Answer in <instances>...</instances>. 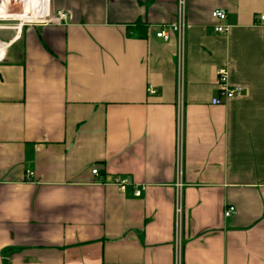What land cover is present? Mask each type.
<instances>
[{"label": "crops", "instance_id": "1", "mask_svg": "<svg viewBox=\"0 0 264 264\" xmlns=\"http://www.w3.org/2000/svg\"><path fill=\"white\" fill-rule=\"evenodd\" d=\"M22 3L40 23L0 36V264H175L177 234L181 264H264V0H186L181 72L155 37L176 0ZM223 67L241 92L213 106Z\"/></svg>", "mask_w": 264, "mask_h": 264}, {"label": "built area", "instance_id": "2", "mask_svg": "<svg viewBox=\"0 0 264 264\" xmlns=\"http://www.w3.org/2000/svg\"><path fill=\"white\" fill-rule=\"evenodd\" d=\"M211 17L216 20L218 23L223 21L226 18V14L221 9H215L211 12ZM259 26L264 31V16H259ZM189 28L186 22V0H176V15L175 20L166 28L158 31L155 34L157 39H161L164 42H167L170 39V34H173L176 38L177 44V53H176V62L179 72H181L184 61V50H185V33ZM225 27L222 25H217L214 28L216 33H223L225 31ZM216 85L217 91L219 92L220 97H215L211 100V104L213 106H221L234 97L238 96L241 92V88L234 87L229 84V76H228V68L223 67L219 68L216 71ZM148 93L153 95L155 91L152 88L148 89ZM180 156H181V125L180 120L178 123L177 130V162L176 169L177 171L180 169ZM91 174L95 177L99 176L97 168H93ZM110 184L114 186L119 192L125 191L128 187H133L134 196H140L142 189L133 186L132 182L127 177L116 176L112 178ZM237 211L233 206H227L223 211V217L229 218L231 216L236 215ZM176 227L177 232L179 233L180 228V220H181V208L179 203L177 202L176 209ZM179 235L176 237V255H175V264H181L180 257V243L178 241Z\"/></svg>", "mask_w": 264, "mask_h": 264}, {"label": "rangeland", "instance_id": "3", "mask_svg": "<svg viewBox=\"0 0 264 264\" xmlns=\"http://www.w3.org/2000/svg\"><path fill=\"white\" fill-rule=\"evenodd\" d=\"M5 1V0H0V4ZM22 0H10L8 5H7V12L14 14V13H18L21 11L22 8ZM48 22V21H47ZM35 23H40V22H27V21H22L20 20H13V19H0V27L2 28H6L5 31H0V36L2 34H7L6 32H10V34L12 35L13 33H15L16 31H11L14 29H18L23 27V26H27V25H33Z\"/></svg>", "mask_w": 264, "mask_h": 264}, {"label": "bare ground", "instance_id": "4", "mask_svg": "<svg viewBox=\"0 0 264 264\" xmlns=\"http://www.w3.org/2000/svg\"><path fill=\"white\" fill-rule=\"evenodd\" d=\"M9 1H4L0 4V19H13V20H16L14 19V17L11 15V13H8L6 8H7V5H8ZM61 17V13H57V18L60 19Z\"/></svg>", "mask_w": 264, "mask_h": 264}]
</instances>
